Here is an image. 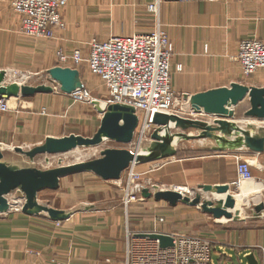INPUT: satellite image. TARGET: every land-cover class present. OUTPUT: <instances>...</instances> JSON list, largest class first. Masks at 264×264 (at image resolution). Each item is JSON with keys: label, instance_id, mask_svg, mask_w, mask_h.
I'll return each instance as SVG.
<instances>
[{"label": "crops", "instance_id": "0c3cea01", "mask_svg": "<svg viewBox=\"0 0 264 264\" xmlns=\"http://www.w3.org/2000/svg\"><path fill=\"white\" fill-rule=\"evenodd\" d=\"M150 2L68 0L62 14L65 28L55 30L51 41L37 42L20 35L18 15L0 4V71H25L29 76L47 73L57 66L58 49L70 53L79 48L86 50L87 55L86 44L92 38L104 40L111 35L148 33L155 23L145 10ZM159 22L173 44L172 90L186 102L187 96L241 83L237 46L245 40L264 41V0H163ZM10 106L9 111L0 113V150L8 145L31 150L47 139L81 136L67 132V122L74 117L82 118L74 105L57 93L11 98ZM249 154L241 151L240 157ZM216 157L161 161L149 173L160 187L179 190L183 186L206 185L211 170L222 162V157ZM228 165L234 180L235 162L229 160ZM213 176L218 175L214 172ZM245 184L237 188L238 195H242ZM60 211L68 215L60 222H52L46 215L33 217L12 212L0 215V264H128L140 246L150 240L141 236L129 248L126 232L122 236L119 229L121 215L114 208L100 217L90 209L84 213ZM245 238L238 246L212 247L213 264H247L245 257L251 253L258 264H264V229L248 232ZM226 239L235 238L226 236Z\"/></svg>", "mask_w": 264, "mask_h": 264}, {"label": "rangeland", "instance_id": "374dc122", "mask_svg": "<svg viewBox=\"0 0 264 264\" xmlns=\"http://www.w3.org/2000/svg\"><path fill=\"white\" fill-rule=\"evenodd\" d=\"M20 35L29 40V38L23 36L21 33ZM30 41L37 42V40ZM83 55H86V50L83 51ZM56 67L59 66L57 65ZM77 70L80 84L87 88L92 98L97 100L94 101L96 107L88 103L78 102L60 91H54L53 93H57L58 96L69 100L82 118L79 120L74 117L71 122H67V132H73L83 137L91 138L99 129L103 114L107 110L103 109L105 108L104 99L107 97V93L98 77L89 73L85 63L78 67ZM4 71H0V75L3 76L2 85H0L2 88L11 90V86L18 87L17 85L19 87H37L49 84V82L47 83L49 77L45 71L32 76H29L25 71L13 70L10 73L8 71H5V73ZM16 73H21L22 76L28 77L23 85L22 83L16 82L13 78L14 75L16 76ZM238 80L241 82L238 84L246 87H264V73L259 72L245 78L239 72ZM11 91H15V89ZM178 99L175 109L180 113H185L186 119L199 121L202 123V126L189 127L185 130L171 129L169 127L156 126L153 122L149 124L141 118L134 131L132 142L127 145L108 140L94 147H82L71 152L59 154H38L33 158L16 153L14 150L16 147L8 145L5 146L6 148L4 150H0L3 155L2 162L11 169L30 168L46 171L76 164L75 161L77 159H81V163L98 159L100 158L101 152L106 149L128 150L134 155L135 163L131 164L122 173L119 180L102 181L87 172L72 174L62 178L57 190H43L38 192L35 199L36 203L59 211L65 209L84 213L86 209H90V212L96 211L99 217L114 208L121 215V226L119 229L122 232V236L126 232V237L130 243L129 248L137 244V240L135 239H139L141 235H145L153 228L155 223L154 219L158 217L163 219V223L157 224L156 228L162 233L174 236L186 235L188 237H197L207 240L212 247L219 245L234 247L235 244L238 246V244L246 239L245 237L248 232L264 229V211L260 215H256L254 211L256 203L251 198H247V203L241 204L240 200L242 195H238V189L234 185L236 177L234 180L231 179L228 161L233 160L236 165V159L240 157V152L245 151L241 144L243 131H257L264 123L245 116V113L250 108L248 99H245L234 108V118L228 119L227 122L229 125H236L232 128L229 126L228 129H223L217 125L215 123L216 118L213 116L204 115L202 117H192L188 108L190 107L189 103L187 101L185 102L182 98L180 99L178 97ZM7 101L10 106L11 98L7 99ZM154 135H157L158 139H153ZM21 149L24 152L30 151L25 148ZM171 152H176V155L169 156L168 154ZM202 156L211 158L219 156L222 157V162L218 165V168L211 170L210 181L206 185L190 188L183 186V188L189 191L186 197L193 199L199 196L201 203L210 201L216 206L218 205V197L215 194L207 197V192H209L208 188L211 187L213 190L216 185L224 183L229 186V194L236 199V206L233 211L242 209V214L239 218L233 219V215L231 214L232 217L230 219L221 218L220 220H216L211 215L204 213L200 206H190L179 202L175 207H171L167 202L155 201L153 196L149 198L143 197L142 191L144 189L148 190L152 195L154 194L152 192L155 190L179 192L178 188L160 187L156 184L152 174L149 172L155 168L157 163L170 159ZM246 157L254 156L249 154ZM145 167L151 169L144 170ZM214 172L218 175L216 178L213 176ZM252 173L254 177L252 181L257 182L258 185H263L259 204H264V172H260L254 167ZM133 175L135 176L133 177ZM135 187H139L140 189L143 187L144 189L141 190V193L139 191L135 192ZM6 199L8 204L10 203L11 205L25 200L23 193L19 190L6 196ZM10 212L23 214L18 207L14 208V210L10 208L7 213ZM42 215L45 216L46 214L41 212L36 217ZM226 236H232L235 239H226ZM122 239L124 238L122 237Z\"/></svg>", "mask_w": 264, "mask_h": 264}, {"label": "built area", "instance_id": "2783aa9c", "mask_svg": "<svg viewBox=\"0 0 264 264\" xmlns=\"http://www.w3.org/2000/svg\"><path fill=\"white\" fill-rule=\"evenodd\" d=\"M162 2L163 0H151L145 8L155 19L154 26L148 33L111 35L104 40L92 38L86 44V58L79 48L70 53L58 49L55 53L59 67L77 70L83 63L86 64L89 73L98 77L106 90V107H130L134 115L138 113L139 120L143 118L149 124L156 113L185 118V113L175 109L179 96L175 95L171 86L173 44L159 22ZM0 4L7 5L18 15L20 33L31 40L51 41L55 38V30L65 28L62 14L68 0H0ZM236 62L242 77L264 73V41L251 39L240 42ZM13 78L23 85L28 77L16 73ZM48 80L51 81L50 78ZM50 86L53 92L60 91L57 83L52 82ZM68 96L78 102L90 105L94 103V98L84 86ZM188 108L192 117L204 116L202 112ZM9 110L8 101L0 99V112ZM252 155L254 157L236 159V187L254 179V167L264 172V153ZM134 189L141 193L144 188ZM154 220L153 230L148 234L168 235L173 240V246L161 248L157 240L150 239L147 245L140 246L136 256L128 264H213L212 245L207 240L162 233L156 225L162 224L163 219L158 217Z\"/></svg>", "mask_w": 264, "mask_h": 264}, {"label": "water", "instance_id": "95a60500", "mask_svg": "<svg viewBox=\"0 0 264 264\" xmlns=\"http://www.w3.org/2000/svg\"><path fill=\"white\" fill-rule=\"evenodd\" d=\"M47 74L52 82L59 85L60 91L65 95L72 93L76 87L80 88L82 86L79 82L77 70L54 67ZM15 88L17 93L11 96L6 94L5 88L0 87V99L7 100L12 97H29L38 93L53 92L50 86H21ZM245 99H248L250 104L245 116L264 123V87H246L238 83H232L229 87L212 89L186 97V101L192 110L215 117V123L223 129H228L229 123L227 120L234 118V108ZM152 122L159 127L182 130L189 127L202 126L199 121L162 113H156L152 118ZM137 123V117L134 115L132 108L119 105L108 106L103 114L99 129L91 138L70 135L60 139H47L43 145L29 152H24L19 147L14 150L16 153L33 158L38 154H59L71 152L82 147H94L108 140L127 145L133 140ZM153 139H158L157 135H154ZM242 147L250 154L264 153V125L260 126L257 131L244 130ZM168 155L174 156L176 152H171ZM2 158L3 155L0 151V214H6L10 209L6 208V196L19 190L23 193L25 199V204L21 209L24 215L37 216L42 212L52 222L63 221L68 218V215L62 211L38 205L35 200L38 192L57 190L60 179L76 173L87 172L92 173L102 181H117L122 173L131 164L135 163L134 155H131V152L125 149H106L101 152L98 159L46 171L30 168L11 169L2 162ZM208 189L212 190L211 187ZM213 190L216 196H225V201L219 198L217 200L218 205L214 206L210 201L201 203L199 196L190 199L182 197L180 193L171 190L157 191L152 195L148 190L144 189L142 195L144 198L153 196L155 201L167 202L171 207H175L179 202L190 206H200L204 213L211 215L216 220L221 218L230 219L232 217L231 213L221 208L222 205L230 209L235 206V201L229 194V186L218 185ZM35 209L37 210L33 211ZM254 211L256 215H260L264 211V204L256 205ZM141 236L157 240L161 248L173 246V240L168 235L145 234ZM245 260L247 264H258L252 253L246 256Z\"/></svg>", "mask_w": 264, "mask_h": 264}, {"label": "bare ground", "instance_id": "6f19581e", "mask_svg": "<svg viewBox=\"0 0 264 264\" xmlns=\"http://www.w3.org/2000/svg\"><path fill=\"white\" fill-rule=\"evenodd\" d=\"M10 76V75H9ZM7 78V77H6ZM3 80V76H1L0 75V82ZM18 86V88H19V85H17ZM11 88V90L12 89H15V91H16V88L14 87V86H11L10 87ZM81 88V87H80ZM6 89V88H5ZM76 89H79V87H76ZM75 89V90H76ZM6 94H8V95H13V92H11L10 91V89H6ZM94 101H97L96 99H93ZM104 103V102H103ZM93 107H96L95 106V104L93 103V105H92ZM104 107L105 108H103V109H107V107H106V105H105V103H104ZM102 109V110H103ZM135 116L137 117V121L139 120V118H140V116L138 115V113H136L135 114ZM236 125V124H235ZM235 125H233V124H231V125H229L230 126V128H232V127H234ZM250 128V127H249ZM241 144H242V137H241ZM78 152V151H77ZM132 155V154H131ZM79 156V155H78ZM81 159H77L76 161H75V163H81ZM243 184V183H242ZM241 184V185H242ZM240 185V186H241ZM239 186V187H240ZM238 188V187H237ZM262 188H263V185H258L257 184V182H253V181H249V182H246V184L244 185V187L242 188V190H241V192H242V196H241V204H245V203H247V198H254V197H257V199L256 200H254L255 201V203H256V205L257 204H259V202H260V199L258 200V197L260 198V193H261V191H262ZM207 190V189H206ZM206 190H204V191H206ZM157 191H165V190H155V191H153L152 193H155V192H157ZM208 191L209 192H207L208 193V196L207 197H211V195L213 196L214 195V193H213V190H209L208 189ZM176 192V191H175ZM177 193H180L181 195H182V197H186V195L187 194H189V191L187 190V189H185V188H179V192H177ZM218 197V196H217ZM221 199L222 201H225V196H219L218 197V199ZM232 198L234 199V201H235V206H236V199L232 196ZM258 200V201H257ZM25 201V200H24ZM24 201H19V202H16L14 205H11L10 203L8 204V202H7V206H6V208L8 207V209L9 208H11V209H13L14 210V208H16V207H18V208H20V209H22V207H23V205L25 204V202ZM253 201V202H254ZM15 205H16V207H15ZM235 206H234V208H235ZM221 208H223V209H225V210H227L228 212H230L232 215H233V219H237V218H239L240 216H241V214H242V209H238V210H235V211H233L234 210V208L233 209H230V208H227V207H225V206H221ZM37 209H35V210H33V211H36Z\"/></svg>", "mask_w": 264, "mask_h": 264}]
</instances>
